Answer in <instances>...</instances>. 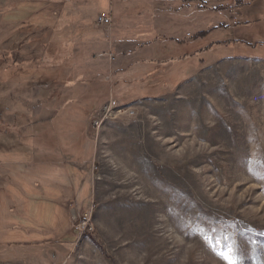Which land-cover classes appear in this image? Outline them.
I'll return each mask as SVG.
<instances>
[{
    "label": "rangeland",
    "instance_id": "rangeland-1",
    "mask_svg": "<svg viewBox=\"0 0 264 264\" xmlns=\"http://www.w3.org/2000/svg\"><path fill=\"white\" fill-rule=\"evenodd\" d=\"M235 1L0 0V264H264V1Z\"/></svg>",
    "mask_w": 264,
    "mask_h": 264
},
{
    "label": "built area",
    "instance_id": "built-area-1",
    "mask_svg": "<svg viewBox=\"0 0 264 264\" xmlns=\"http://www.w3.org/2000/svg\"><path fill=\"white\" fill-rule=\"evenodd\" d=\"M101 23L107 24L109 23V19L106 17H102L100 19ZM107 111L109 112L110 109H107ZM117 114H119L120 117L125 118V119H132L135 117V114L133 111H131V109H124V108H119L117 109V113L115 116H117ZM107 117V116H106ZM100 123V122H99Z\"/></svg>",
    "mask_w": 264,
    "mask_h": 264
},
{
    "label": "trees",
    "instance_id": "trees-1",
    "mask_svg": "<svg viewBox=\"0 0 264 264\" xmlns=\"http://www.w3.org/2000/svg\"><path fill=\"white\" fill-rule=\"evenodd\" d=\"M255 0H252V1H249V3L247 2H245L244 4L242 3L243 1L242 0H238L237 2L235 1V3H238V5L236 6L237 8L239 7V6H241V5H250L252 2H254ZM262 1H264V0H262ZM249 23V22H248ZM247 23V24H248Z\"/></svg>",
    "mask_w": 264,
    "mask_h": 264
},
{
    "label": "snow or ice",
    "instance_id": "snow-or-ice-1",
    "mask_svg": "<svg viewBox=\"0 0 264 264\" xmlns=\"http://www.w3.org/2000/svg\"><path fill=\"white\" fill-rule=\"evenodd\" d=\"M224 259H227L229 261V264H235L234 259L231 257V255H226L223 257Z\"/></svg>",
    "mask_w": 264,
    "mask_h": 264
}]
</instances>
